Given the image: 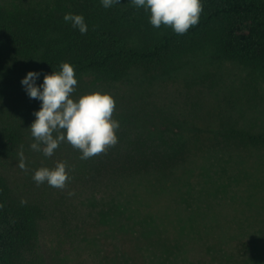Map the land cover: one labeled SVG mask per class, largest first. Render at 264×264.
<instances>
[{
  "label": "trees",
  "instance_id": "obj_1",
  "mask_svg": "<svg viewBox=\"0 0 264 264\" xmlns=\"http://www.w3.org/2000/svg\"><path fill=\"white\" fill-rule=\"evenodd\" d=\"M201 3L198 24L183 35L163 25L154 28L150 13L131 0L109 8L101 0L0 3V264H23L35 249L43 218L41 202L10 170V165L19 163L21 149L29 163H36L29 159L37 153L30 148L34 142L30 125L42 102L30 98L21 84L29 71L40 73L36 81L40 85L45 73L59 71L61 62H69L77 89L109 91L115 100L118 143L106 153L86 160L79 157L73 173L81 184L71 186H100L114 178L129 182L184 164L190 155L210 149L229 165L232 155L215 147L264 145L260 134L197 127L190 113L183 112L189 108L178 102V96H168L164 81L177 77L184 62L202 51L214 60L244 64L264 81V0ZM66 13L82 14L87 33L65 22ZM233 167L229 166L235 171ZM227 170L223 166L222 172ZM220 180H211L209 186H241L252 179L246 172L243 178ZM249 186L264 182L256 180ZM124 199L102 209L106 222L133 214L128 210L137 204ZM254 238L258 245L263 241L259 235Z\"/></svg>",
  "mask_w": 264,
  "mask_h": 264
},
{
  "label": "rangeland",
  "instance_id": "obj_2",
  "mask_svg": "<svg viewBox=\"0 0 264 264\" xmlns=\"http://www.w3.org/2000/svg\"><path fill=\"white\" fill-rule=\"evenodd\" d=\"M12 1L56 0L0 3ZM180 71L164 83L168 96H178L189 108L183 112L190 113L197 127L264 136V81L248 66L214 60L202 51L190 56ZM77 88L74 96L91 91ZM215 148L232 155L229 165L214 149L203 150L183 165L129 182L107 179L100 186H71L81 184L73 173L81 153L67 142L52 157L42 152L29 157L35 164L25 159L27 171L10 165L43 208L40 237L23 264H264V186H249L264 182V145ZM56 161L66 162L70 183L63 190L46 182L37 185L34 171ZM246 172L252 180L241 186H209L211 180L243 178ZM124 196L137 204L129 205L133 214L106 222L102 209L124 202ZM257 235L263 238L259 245Z\"/></svg>",
  "mask_w": 264,
  "mask_h": 264
},
{
  "label": "clouds",
  "instance_id": "obj_3",
  "mask_svg": "<svg viewBox=\"0 0 264 264\" xmlns=\"http://www.w3.org/2000/svg\"><path fill=\"white\" fill-rule=\"evenodd\" d=\"M101 2L103 7L109 8L120 0ZM131 3L150 13L149 21L154 28L170 27L178 35L197 25L203 10L201 0H131ZM63 19L81 34L87 33L88 26L82 14L66 13ZM59 67V71L45 73L40 85L36 83L40 76L36 71H29L21 80L29 97L42 102L30 125L34 140L30 148L52 157L60 144L67 142L81 153L83 160L106 153L118 143L116 132L120 125L113 117L114 98L100 90L74 96L78 83L74 67L69 62H61ZM18 155V167L27 171L22 149ZM32 179L37 185L46 182L63 190L69 181L66 162L56 161L53 167L41 166L34 171Z\"/></svg>",
  "mask_w": 264,
  "mask_h": 264
}]
</instances>
